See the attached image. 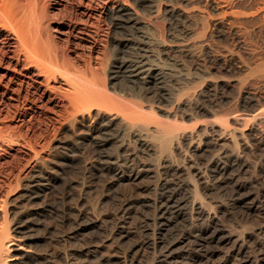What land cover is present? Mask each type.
<instances>
[{"label": "rangeland", "instance_id": "obj_1", "mask_svg": "<svg viewBox=\"0 0 264 264\" xmlns=\"http://www.w3.org/2000/svg\"><path fill=\"white\" fill-rule=\"evenodd\" d=\"M50 2V0H41V3L47 6L46 10L54 17L52 9H50ZM212 2L217 8L213 9L211 7ZM164 4L167 11L166 13H161V19L158 20L155 29L162 36H167V44L170 47L161 53L160 58L157 56L156 58L150 57L149 59L148 57L146 59L144 58V53L139 50L137 45H133V42L129 46L130 48L125 49L123 54L120 55L118 53V61L119 58L125 61L127 59L128 61V63L126 61L125 68L121 70L118 69L120 65L114 63H112V68L109 72L102 70L101 64L107 49L110 48L108 45H110L111 33H113L108 25V20L105 19L102 13H95L94 18L91 19L93 20L91 21L92 26H95L98 32L89 33L90 35L85 37L86 39L89 38L87 41L77 42L70 38L72 39V45L78 44L76 46L77 50L75 47L73 48L74 51H70L72 47L68 49L67 46L69 31L66 28L60 30L59 28L61 27L56 24L54 19L49 21V25L52 29V34L54 36L56 34V37L62 40L61 44L67 47L66 53L70 58H74V52H79L85 56L77 60L81 66L91 64L96 71L97 69L99 70L97 74L100 77L98 75L95 76L96 85L100 83L101 85L98 84V86L103 85V87L97 86L98 89L102 88L103 90L104 88L103 91L107 89L108 92L115 85L116 92L111 91L112 94H110L111 92L108 94L112 97V95L115 96L117 93L118 98H122V95L124 97L130 96L129 99L132 100L129 101L132 102L129 106L131 108L140 103V106L143 105L145 107L154 103V106L152 104L153 110H147L144 107V114H150L154 118V110H156V116L153 119V122L155 120L154 123H157V125H154L155 127L161 125L165 128L168 124L171 128H186L185 130H189L194 126L208 124L210 120L222 124L226 117L231 112L238 110V108L240 110L242 109L241 107L250 109V106L246 104L244 106L240 101L239 91L241 88H248V86V90L256 91V84H264V79L261 78L264 77V65L259 66L264 63V10L260 8L262 5L256 3L255 0H167ZM225 6L234 7L235 17L230 15V13H225L223 10ZM74 7L77 10L78 18L81 17L83 21H87V18L81 14L82 10L78 6ZM218 21L224 22L223 28L213 26ZM89 29L96 30L91 27ZM131 32L135 36L133 30L129 29L116 31L115 35L117 36H114L118 39L131 38L133 37ZM232 32L237 33L238 36L236 37ZM108 34L109 36H107ZM174 41L175 45L173 44ZM79 43L82 44L80 45ZM5 60L8 61L7 59ZM142 61L147 66L145 68L148 71L141 74L137 73L133 66L138 65ZM148 65L152 67L148 68ZM17 67L19 70L24 69L22 65ZM154 67L157 70H154ZM152 68L153 70L149 71ZM258 70L263 71V74L258 72ZM1 73L2 70L0 69ZM11 75L16 78L20 77V75L17 76L18 74L15 75L13 72H11ZM135 75L137 77H134ZM19 79L23 80V77L21 76ZM207 82L214 85L217 83V87H213V91L206 92ZM202 85H204L203 89ZM227 85L232 87L231 90L225 88ZM104 86L107 87L105 88ZM14 87L18 88L17 85ZM199 90L201 93L203 92V97H193L194 93L199 92ZM131 96H136L134 103V98ZM191 98L193 107H185V101ZM113 99L115 98L113 97ZM126 101L129 102L128 99ZM139 101L141 102L139 103ZM146 102L149 104L147 105ZM132 103L135 105L131 106ZM173 106L176 107H174V111L172 110ZM161 107L171 111L169 118L158 110ZM54 113V111H43L33 117L27 116L28 118H25V122H17L18 120H16L13 122L8 121L7 124L0 123V127L9 125L10 127L18 128L19 134L21 133L27 139H31L35 151L39 152V157H43L48 167L47 169L45 168L46 172L44 173V184L46 183L47 189L45 191L39 189L38 193L42 197L33 204V213L30 216L31 218H28L31 224L34 225V236H38L36 252L39 254L47 253L49 256L44 264H56L53 255L60 248L67 255V264L239 263L240 257L238 258L232 254L233 248L231 245L211 239L212 227H210L211 231L207 230L208 233H200L206 230L207 226L199 224V222H197L199 227L195 226L191 239H188L182 246L173 247L182 237L181 235L185 231V233L188 232V227L179 218V209L176 205L166 204V201L173 195L174 186L163 188L161 184H164L166 180L173 179L176 183L178 177L171 174L165 175L166 172H160V174L154 168L150 170L147 167H145L146 169L138 167V164L154 163L156 156L148 150L152 144L155 145V142L158 141L157 133L150 132L151 134H149L153 138H157L154 141L153 138L152 140L150 139L152 136H149V138L148 134H145L147 136L145 137L146 140L153 141L152 143L147 141L149 146L139 147L136 139L131 138V140L129 139L131 142L129 140L127 142L128 145L130 143V146H128L126 151L122 152L118 151L119 142L116 140L105 147L106 149L103 148L104 151L102 149L100 153L98 142L102 141L104 136H99L98 134L95 135L96 137L93 136L98 138L96 139L97 142L94 141V138L89 140L76 138L73 135V130L69 129V127H66V130H62L68 116L63 117V119ZM165 118L168 120H164ZM150 119L149 121L152 123ZM147 120L148 117L146 118ZM159 122L161 124H158ZM162 123L165 124L163 125ZM78 133L79 131L76 132V134ZM244 142L241 141L240 144H244ZM64 143L66 144L64 145ZM158 143L156 145L159 147L160 143ZM249 145L247 154L250 155V162L254 164V162L258 161L257 159L264 157V154L259 152L256 156V145L251 143ZM6 148L7 154L5 153L2 157L0 171L7 173L13 170L16 173L21 170V167L23 168L26 162L25 159L28 157L24 156L25 150L20 146L9 147L10 149ZM116 150L119 153L116 154ZM159 154L158 156L168 155L165 151H160ZM108 155L109 157L113 156L112 158L121 155V162L116 166L111 165L109 160L107 162ZM178 160V163L182 165V161ZM236 172V169H231L228 172L211 174L210 182H208L209 195L205 196L207 202L209 201L208 203L224 205L225 212L218 217V225L224 228L226 233L231 232L234 236H238L239 232L244 230L246 232H254L264 227V200L256 199V208L253 209L254 211H249L251 201L239 203L240 195L234 190L235 184L238 182L236 180L247 183L254 180V183L249 187L250 191L255 193L259 189L264 191V175H258V182L256 183V174L253 176V171L249 172L250 174L239 176H237ZM231 174L237 176L235 180L230 179ZM160 175H162V179ZM14 193L12 195H16ZM43 193L47 194V196L45 195L46 199ZM260 237H256L254 239L256 241H253L258 243L259 241L257 240ZM155 243L157 248L153 247ZM249 247L247 251L251 259L249 264H258L255 263V256L258 254L259 248L254 247L252 244H249ZM259 264H264V262Z\"/></svg>", "mask_w": 264, "mask_h": 264}, {"label": "bare ground", "instance_id": "obj_2", "mask_svg": "<svg viewBox=\"0 0 264 264\" xmlns=\"http://www.w3.org/2000/svg\"><path fill=\"white\" fill-rule=\"evenodd\" d=\"M50 1V9H52L54 17L46 10L47 6L43 5L41 0H0V69L2 70L0 74V123L7 124L8 121L13 122L16 120H18L17 122H22L27 116L33 117L43 111H54V114L59 115L58 117L63 118L68 116L67 121L65 119L66 123L63 125L62 130H66V127H69V129L73 130V135L76 136V138L87 140L94 138V141H96L98 138H95V135L104 136V139L98 142L100 153L103 148L106 149L105 147L111 145L116 140L119 142V145L117 144L118 151L124 152L127 150L128 146H130V143L128 145L127 142L129 139L131 140V138L136 139L139 147L149 146L147 141L152 143L154 139L156 140L159 138L158 141L160 144L158 141L155 142L159 144V147L156 144V146L152 144L148 150L156 156L154 163H142L141 165L138 164V167H147L150 170L154 168L158 173L166 172L165 175L171 174L181 179H177L176 183L173 179L166 180L164 184H161L163 188L174 186L173 195L166 201V204L176 205L179 209V218H181L188 227V232L185 233V231L181 235L182 237L179 241L174 245L172 244L173 247L182 246L188 239H191V237H193L192 233H194L193 230L197 222H199V224L207 226V229L205 228L206 230L200 233L206 234L208 233L207 230L211 231L210 227H212L213 230L210 234L212 240L232 246V254L238 258L240 257L238 264L250 263L251 259L247 254L250 248L249 244L259 248L258 254L255 256V263L259 264L264 262V227L254 232H246L243 228L244 231L239 232L238 236L235 235L236 237L233 233L231 234V232L226 233L224 228L218 225V217L225 212L224 205L215 203H212V205L205 199V196L210 190L208 185V182H210L209 178L213 173H224L231 169H236L237 176H239L253 171V176L256 174V183L258 182L257 176L261 174L264 175V157H258V161L252 164L249 159L250 155L247 154V147L250 146L249 143L256 145V156L259 152L264 154V129H262V127H264V84H256V91L248 90L249 86L248 88H241L239 91V99L243 105L246 104L251 108L245 109L241 107V110L238 108L235 112H231L222 124L210 120V123H205L203 126H194V129L191 128L192 130H185L186 128H171L168 124L166 125L168 128L165 127L166 129L161 125L155 127L154 125H157V123H154L155 120L153 122V119L156 116V110H154L155 114L153 115L154 118H152L150 114H148L150 117L147 113L144 114L145 106H140L141 101H139L140 104H136L135 107L138 105L137 108H131L129 106L132 102L129 101L132 100L129 99L130 96L124 97L122 95L125 101L122 98H118L117 93L115 96L112 95L111 97V91L116 92L114 88L115 85L113 88L111 87L108 92L107 89L103 91L104 88L103 90L102 88L98 89V87H103V85L98 86L100 83L96 85L95 76L98 75V77H100V75L97 74L99 70L97 69L96 71L95 67L91 64L82 65L84 66L82 67L77 60L83 58L82 56L84 55H81L79 52H74V58H70L66 50L72 47L70 51H74L73 48L75 47L76 49V46H78L77 43L72 45V39L70 38H73L77 42L87 41L89 38L86 39L85 37L89 36V33L94 34L98 32V29L92 26L91 21L93 20L91 19L94 18L93 16L95 13L100 12L105 19L108 20L111 32L113 31V33H111L112 36L110 35V45H108L110 48L107 49L105 53L102 61L103 63L101 62V67H103L102 70L104 72L110 71L112 63L119 64V70L125 68L127 59L125 61L119 58L118 61L117 56L119 55L118 53H120V55L123 54L125 49L133 42V45H137L139 50L144 53V58L147 59L149 57L150 59V57L156 58L157 56L160 58L159 56L161 53L170 46L167 44V36L164 37L157 33L155 26L158 20L161 19V13H166L167 11V9H165L166 5L164 4L167 0H133V2H131L132 0ZM255 1L258 4L260 3L262 5L260 8L264 10V0ZM74 6H78L79 9L82 10L81 14L87 18V21H83L81 17V19L78 18V13ZM211 7L213 9L216 7L213 2L211 3ZM233 8V6H225L223 10L226 14L230 13V15L233 16L235 13ZM260 8L258 9L259 13ZM233 17H235V15ZM52 19H54V21L56 20V24L61 27H58L60 30L66 28L69 31V38H67L68 49L61 44L62 40L57 38L56 34L55 36L52 34V29L49 25V21H52ZM213 26L223 28L224 22L218 21L217 24ZM90 27L96 30L94 31L92 29V31L89 29ZM123 29L133 30L135 36H133L131 32V36H133L131 38L118 39L115 37L117 36L115 35L116 31L118 32ZM232 34L236 37L238 36L237 33L232 32ZM107 36H109V34ZM90 37L92 38V36ZM169 44L172 45L171 43ZM173 44L175 45V41ZM176 45L178 46V44ZM89 58L91 57L89 56ZM142 60L144 59L142 58ZM14 63H16V65H14ZM18 65H22L24 69L19 70L17 67ZM263 65L264 63L259 66ZM133 67L137 73L139 72L142 74L148 71L143 61ZM150 67L148 65V68ZM151 70H153V68L149 69V71ZM154 70L157 69L154 67ZM11 72L15 73V75L18 74L17 76H22L23 80L19 79L20 77L16 78L11 75ZM258 72H261V70H258ZM261 74H263V71ZM105 75L103 74V76ZM134 77L137 76L135 75ZM261 78L264 79V77ZM15 85H17L18 88L14 87ZM204 85H202V89ZM104 87L106 88L107 86ZM213 87H217V83L214 85L207 82L205 91L210 92ZM225 88L231 90L232 87L227 85ZM113 97L115 99H113ZM193 97L202 98L203 92L201 93L199 90V92L194 93ZM125 98H127L129 102H127ZM132 98H134V103L136 96ZM133 103L131 106L135 105ZM142 104L146 105L145 103ZM148 104L149 103H147V105ZM152 104L154 106V103ZM152 104L145 108H147V110H153ZM184 106H192V98L186 100ZM174 107L175 106H173L172 109L173 111ZM158 110L169 118L171 114L170 110L164 109L163 107ZM147 117V121L151 118L150 120H152V123L146 121ZM159 120L158 117V121ZM164 120L168 119L165 118ZM158 124L161 123L159 122ZM171 126L174 127L173 125ZM17 129L18 128L10 127L9 125L0 127V163L2 157L7 152L6 147L20 146L25 150L24 156L26 158L28 157L25 159L26 162L23 168L21 167V170L19 169L20 171L16 173H14L13 170L7 173L2 172V170L0 171V264H44L47 262L49 256L47 253L39 254L36 252L38 236H34V225L31 224L28 218H31L30 216L33 213V204L42 197L38 193L39 189H43L44 191L47 189L46 183L44 184V173L46 172L45 168L47 169L48 167L43 157H39V152L37 153V151H35L32 140L30 139V141L21 133L19 134ZM77 131H79L78 134H76ZM150 132L157 133V138L155 136V138H153L152 135H149L151 134ZM154 133L153 135H155ZM145 134H148V137L152 136L149 138L151 140L153 138V141L146 140L145 137L147 136H145ZM241 141H245L244 144H240ZM65 144L66 143H64V145ZM160 151H165L168 155L158 156ZM117 153L119 152L116 150V154ZM189 155L191 156L189 157ZM120 156L112 158L113 156L109 157L108 155L107 162L109 160L111 165L116 166L121 162ZM178 159L182 161V165L178 163ZM161 176L162 175H160V177ZM237 176L232 175L230 179L235 180ZM236 181L238 182H236L234 190L240 195L238 202L244 203L245 201H251L248 210L254 211L253 209L256 208V199L264 200V191L260 189L256 193L250 191L249 187L254 183V180H251L250 183L243 181L239 182V180ZM13 193L16 195H12ZM45 195L47 196V194H44V198L46 197ZM259 236L262 237L257 240L259 242H254L256 241L254 239ZM153 247L157 248L156 243ZM66 256L65 252L60 248L55 251L53 258H55L56 264H67L68 261L66 262Z\"/></svg>", "mask_w": 264, "mask_h": 264}]
</instances>
